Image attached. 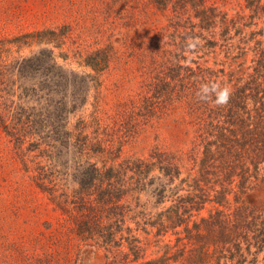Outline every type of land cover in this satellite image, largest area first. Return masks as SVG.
Instances as JSON below:
<instances>
[{"label": "rangeland", "instance_id": "obj_1", "mask_svg": "<svg viewBox=\"0 0 264 264\" xmlns=\"http://www.w3.org/2000/svg\"><path fill=\"white\" fill-rule=\"evenodd\" d=\"M179 1L0 0V264H107L31 179L77 188L81 126L82 160L153 155L124 185L122 228L151 239L132 264H264V0H197L210 27ZM208 81L227 103L198 97Z\"/></svg>", "mask_w": 264, "mask_h": 264}, {"label": "trees", "instance_id": "obj_2", "mask_svg": "<svg viewBox=\"0 0 264 264\" xmlns=\"http://www.w3.org/2000/svg\"><path fill=\"white\" fill-rule=\"evenodd\" d=\"M188 1H193L190 2V5L192 10L196 11L195 16L200 18V22L203 24L206 21L204 27H208V25L210 27L211 25L207 23V19L209 20L208 17L211 12H215V8L202 7L201 5L195 6V4H199V2H196L197 0ZM259 1L246 0V4H259ZM170 3L176 4L177 2ZM177 4L182 5L173 7L172 12L178 18L181 15L183 16L189 9L185 7L186 2L184 0L179 1ZM200 4H203V1ZM222 15H225L222 20L224 22L227 14L223 13ZM64 134L66 137L71 135L70 133ZM81 134L82 126L75 142L70 143V140L67 139L68 144L77 153L75 158L80 162L78 166L80 171H78V174H73L78 186L71 191V194L66 193L54 179H49L50 174L46 173L47 170L44 165L37 164L31 179H33L35 186L46 197L48 202L53 205V208L60 212L62 216L61 225L64 228L71 231L79 240L102 248L108 258L107 264H132V262L141 258L144 249L142 247V239L135 234H131L132 230H124L122 228V225L130 219V216H128L130 209L125 206V203H122L123 197L131 191V193L137 191L133 188L124 189V185L131 183L132 180H136L137 183L141 181L142 177L146 175V171L155 163L153 155L150 156V160L131 156L121 158L120 145L116 148L96 145L95 151H99L101 154L103 152L107 153V158H105L106 160L102 163V166H98L96 161L82 160L85 155L83 151L87 149V144L85 137H82ZM9 136L12 137L11 140L15 146L17 143L22 142L19 139L20 136L17 137L14 134H9ZM36 145L38 147L40 142ZM105 148L107 150H104ZM107 161L111 162L106 164ZM178 218L180 216L176 217V219ZM180 222L178 220L176 226ZM150 225L153 224L150 223ZM143 229L142 231L145 232L146 230ZM161 233L159 228L156 235L158 236ZM150 243L151 239L145 238L143 245ZM124 247L126 250L123 249ZM151 263L152 261H147L137 264ZM192 264H196V260Z\"/></svg>", "mask_w": 264, "mask_h": 264}, {"label": "clouds", "instance_id": "obj_3", "mask_svg": "<svg viewBox=\"0 0 264 264\" xmlns=\"http://www.w3.org/2000/svg\"><path fill=\"white\" fill-rule=\"evenodd\" d=\"M197 95L201 100H211L214 104L221 105L227 103L230 96V89L227 85H221L215 81L202 83Z\"/></svg>", "mask_w": 264, "mask_h": 264}]
</instances>
